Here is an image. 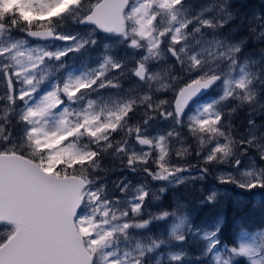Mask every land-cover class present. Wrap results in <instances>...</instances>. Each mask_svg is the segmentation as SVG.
<instances>
[{"label":"snow or ice","instance_id":"obj_1","mask_svg":"<svg viewBox=\"0 0 264 264\" xmlns=\"http://www.w3.org/2000/svg\"><path fill=\"white\" fill-rule=\"evenodd\" d=\"M232 19L229 0H0V264H264V219L225 239L222 217L149 209L153 183L212 167L264 189V122L233 123L264 113V48L242 58L244 40L218 38ZM248 28L264 43V9Z\"/></svg>","mask_w":264,"mask_h":264},{"label":"trees","instance_id":"obj_2","mask_svg":"<svg viewBox=\"0 0 264 264\" xmlns=\"http://www.w3.org/2000/svg\"><path fill=\"white\" fill-rule=\"evenodd\" d=\"M208 2L209 0H188V4L192 6L194 12L199 11L200 7L206 5ZM229 3L233 19L220 30L218 38H227L232 42L244 40L246 43L242 58L251 55L253 59H259V50L264 48V43L258 41L255 35L250 32L248 18L253 13H259L261 9H264V0H229ZM207 39H212V37L208 36ZM98 51L99 49L92 52L91 55L95 57ZM86 59L87 57H80L75 60V64L79 65L82 60ZM69 63H73L72 56L69 57ZM160 67H165V65H161ZM124 87H129V84L125 83ZM249 111L248 107H244L238 109L233 116L234 126L240 129L241 132L243 131V126L247 124L248 119L255 118L258 125L264 122V113L259 111V106L256 107L255 116H250ZM189 163L196 164L197 161L193 158ZM105 166L109 168L118 167V162L112 163L106 160ZM125 174L127 175V173ZM112 179H116V177L113 176ZM132 179L136 181L140 178ZM151 187L155 194L161 197L158 201H150L149 208H152L153 213H156L155 209L158 212L159 208H162V200L165 197H170L171 194L173 195L174 205L177 201L185 205L184 211L189 214L190 219L196 225H204L211 218H217V216L219 218L222 217L224 223L223 237L225 239L233 237L239 231L237 225L253 226L251 230H254V227L264 219V189H254L249 192L236 188L231 184H221L217 176H215V167L210 169L209 174L204 180H197L194 183L190 182L170 188L162 195L157 191L158 188L154 184ZM210 187L221 189L220 191L224 192H219L220 195L216 203L201 204L200 201L204 196L208 195ZM255 194L257 195L255 196ZM165 204L167 207L164 209L171 210L170 204L168 205L166 202ZM145 218L148 217L145 216ZM153 224H156V222ZM153 224L150 225L151 230L157 227H154ZM179 247H183L190 257H195L199 254L201 245L195 239H190ZM185 264H195V261L186 260Z\"/></svg>","mask_w":264,"mask_h":264},{"label":"rangeland","instance_id":"obj_3","mask_svg":"<svg viewBox=\"0 0 264 264\" xmlns=\"http://www.w3.org/2000/svg\"><path fill=\"white\" fill-rule=\"evenodd\" d=\"M78 66V65H77ZM245 163H247V161H245ZM217 170H216V168H215V176H217ZM135 182V181H134ZM157 188H159L160 187V185L159 184H157V183H153ZM152 184V185H153ZM211 189L209 190V192L207 193V194H209L214 188L213 187H210ZM215 190H217L218 192H224V191H220L221 189H215ZM226 194V193H225ZM257 194H255V196H256ZM169 199V200H168ZM170 201V202H169ZM165 202L169 205L170 204V207H171V209L173 208V205H174V203H173V195H171L170 194V197H165L163 200H162V208L164 209V208H166L167 206H166V204H165ZM162 208H159V211L162 209ZM151 211H152V208H149ZM155 211L157 212V209H155ZM217 219H219V216H217V218L216 217H214V218H211L210 219V221L208 222V223H206V224H204V225H206V226H210L211 224H213ZM168 223H170V222H159L158 223V225H157V222H156V224H153V226L154 227H156L155 229H150V233H146V234H154V235H160L161 233H163L164 235H165V237H166V235H167V226H168ZM161 251H165V249H161Z\"/></svg>","mask_w":264,"mask_h":264},{"label":"bare ground","instance_id":"obj_4","mask_svg":"<svg viewBox=\"0 0 264 264\" xmlns=\"http://www.w3.org/2000/svg\"><path fill=\"white\" fill-rule=\"evenodd\" d=\"M190 183V182H189Z\"/></svg>","mask_w":264,"mask_h":264}]
</instances>
